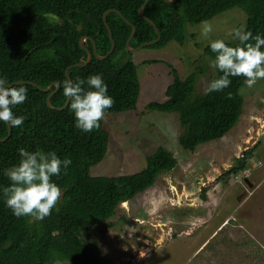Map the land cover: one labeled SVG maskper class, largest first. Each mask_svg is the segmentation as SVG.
Listing matches in <instances>:
<instances>
[{
  "label": "trees",
  "instance_id": "1",
  "mask_svg": "<svg viewBox=\"0 0 264 264\" xmlns=\"http://www.w3.org/2000/svg\"><path fill=\"white\" fill-rule=\"evenodd\" d=\"M144 1L0 0V77H6L9 85L32 82L41 89L56 83L59 88L50 98V106L58 109L66 102L63 82L67 80L66 70L72 66L68 71L71 81H87L93 74L102 76L108 95L114 99V105L105 112V119L113 117L108 115L135 110L140 84L137 66L129 58L125 43L131 35V26L135 34L129 47L136 48L157 38L152 25L138 14ZM235 8L245 13L244 30L264 37V0H177L174 4L149 0L142 14L153 22L160 35L158 43L149 47L162 48L174 41L183 44L187 25H200ZM109 10H117L123 18L116 13L106 16L114 51L103 61L93 56L87 66L73 67L87 59L79 46L81 38H86L83 46L89 52L92 53L95 45L98 56H105L110 50L102 20ZM226 44L235 47L239 41ZM210 45L203 49V54L213 61L216 53ZM203 73L197 70L185 79L176 76L167 88V100L147 106V111L178 116L183 127L178 143L189 152L222 139L239 118L242 122L247 104L239 95L245 77H229L232 83L222 91L197 93L196 78ZM222 75L215 69L208 85ZM256 83H261V79ZM24 86L27 99L12 108L14 115L25 117L24 123L19 127L10 126L9 139L0 142V264H102L104 253L99 247L100 241L95 239L98 238L96 228L101 229L107 223L99 235L106 234L111 228L109 220L120 204L133 200L153 187L160 175L172 171L176 166L175 157L159 148L146 156V166L139 173L111 178L91 176L90 169L106 157L111 144L103 120L98 130L81 131L75 126L70 98L64 109L52 110L47 107L46 99L55 87L45 94L34 86ZM7 135V124L0 121V140ZM20 148L30 152L54 151L61 160L71 159L66 170L62 167L60 175L51 177L61 188L62 196L42 221L16 217L3 196V188L10 186L5 170L19 162ZM245 153L250 159V151ZM244 161L245 157L232 172L242 171Z\"/></svg>",
  "mask_w": 264,
  "mask_h": 264
},
{
  "label": "rangeland",
  "instance_id": "2",
  "mask_svg": "<svg viewBox=\"0 0 264 264\" xmlns=\"http://www.w3.org/2000/svg\"><path fill=\"white\" fill-rule=\"evenodd\" d=\"M245 18L235 8L209 21L213 31L207 38L201 36V24L187 25L183 44L174 41L136 52L126 49L137 66L136 109L103 118L111 144L90 175L111 178L139 173L146 166V156L159 148L173 154L176 166L145 193L120 205L106 234L99 235L107 223L96 228L102 264H264V79L239 90L247 103L242 122L239 118L222 139L200 145L194 152L178 143L183 127L175 113L147 111L150 103L167 100V88L176 76L185 79L204 71L196 78L197 93H204L215 68L203 49L212 40L234 42L229 32L244 28ZM259 146L257 160L252 153ZM244 157L245 169L233 173ZM201 243L204 248L190 260Z\"/></svg>",
  "mask_w": 264,
  "mask_h": 264
},
{
  "label": "clouds",
  "instance_id": "3",
  "mask_svg": "<svg viewBox=\"0 0 264 264\" xmlns=\"http://www.w3.org/2000/svg\"><path fill=\"white\" fill-rule=\"evenodd\" d=\"M212 31L213 26L209 21L201 22L202 37L207 38ZM229 36L238 39L239 45L232 47L221 39L211 42V50L216 53L211 67L218 69L223 75L211 81L205 89L206 93L222 91L229 87L232 83L229 77H245L248 88L253 87L258 79H264V51L261 50L264 47V37L253 36L243 27L233 29ZM63 89L64 95L70 98L75 126L84 132L98 130L106 110L114 105V99L108 95V87L102 76L93 74L87 81L66 80L63 82ZM26 99L27 88L23 84L9 86L7 78L0 77V121L11 127L21 126L25 117L14 115L12 108ZM259 148L260 146L254 149L253 158H256ZM18 153L21 157L19 162L4 173L10 181V186L2 190L6 205L18 218L28 216L35 221H42L51 214L62 196L61 188L51 177L60 175L62 167L66 170L71 164V159L61 160L56 152L45 153L39 149L30 152L20 148ZM130 202L132 200L120 205Z\"/></svg>",
  "mask_w": 264,
  "mask_h": 264
},
{
  "label": "water",
  "instance_id": "4",
  "mask_svg": "<svg viewBox=\"0 0 264 264\" xmlns=\"http://www.w3.org/2000/svg\"><path fill=\"white\" fill-rule=\"evenodd\" d=\"M148 1H149V0H145V1H144L143 5L140 7V9H139V11H138V14H139V16L142 17L145 21H147L150 25H152V27L154 28L155 32L157 33V38H156L154 41H152V42H148V43H145V44H142L141 46L136 47L135 49H130L129 44H130V42H131V40L133 39L134 34H135V28H134L133 26H131V35H130V37L128 38V40L126 41V43H125L126 49L129 50V51H134V52H136V51H139V50L142 49V48H146V47H149V46H154V45L157 44L158 41L160 40V35H159V33H158V30H157L156 26L153 24L152 21H150L149 19H147L146 17H144L143 14H142V13H143V9H144V7L147 5ZM164 1H165L167 4H174L177 0H164ZM108 13H116L117 15L120 16L121 19H123V18H122V14H121L120 12H118L117 10H109V11H106V12L103 14L102 20H103V23H104V25H105V27H106V29H107V32H108V38H109L110 43H111L110 50L108 51V53H107L105 56H102V57H101V56H98L97 53H96L95 45L93 44V51H92V53H91V52H89L86 48H84V46H83V43L86 41V38H81L80 41H79V46H80L82 49H84V51L86 52V54H87V59H86V61H85L84 63L77 64V65H73V67H85V66H87V65L91 62L93 56L95 57L96 60H98V61H103V60L107 59V58L112 54V52L114 51V42H113V40H112V34H111V31H110L108 25L106 24V16H107ZM128 25H129V24H128ZM70 68H72V66L69 67V68L66 70V72H65L68 81H71L70 78L68 77V71H69ZM20 84L34 86V87H36L38 90H40L42 93H45V94L49 93V92L51 91V89H52L53 87H55V90H54L53 92H51V93L48 95L47 99H46V105H47V107H48L49 109H52V110H62V109H64V108L67 106V104H68L69 97H66L65 105H64L62 108L55 109V108H53V107L50 106V98H51L53 95H55V94L57 93L58 88H59L58 85H57L56 83H52V84H51L50 86H48L46 89H41L39 86H37L35 83H32V82H17V83H14V84H12V85H9V86L20 85ZM6 124H7V123H6ZM7 127H8V135H7V137H6L5 139L0 140V142H2V143H4L6 140H8L9 137H10V135H11V127H10V125L7 124Z\"/></svg>",
  "mask_w": 264,
  "mask_h": 264
},
{
  "label": "crops",
  "instance_id": "5",
  "mask_svg": "<svg viewBox=\"0 0 264 264\" xmlns=\"http://www.w3.org/2000/svg\"><path fill=\"white\" fill-rule=\"evenodd\" d=\"M204 246H205V244H204V243H201V246H199V248L196 247L197 250L195 249V251L191 254V256H190V260L193 259V258L196 256V254H198V251H200L201 249H203ZM194 254H195V255H194Z\"/></svg>",
  "mask_w": 264,
  "mask_h": 264
}]
</instances>
